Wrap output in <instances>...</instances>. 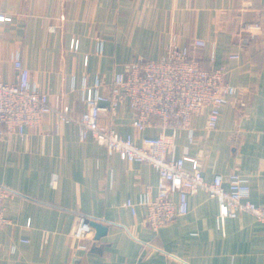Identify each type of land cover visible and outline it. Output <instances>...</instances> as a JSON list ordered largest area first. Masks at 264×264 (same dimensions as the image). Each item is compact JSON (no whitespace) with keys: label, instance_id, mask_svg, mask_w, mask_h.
I'll return each mask as SVG.
<instances>
[{"label":"crops","instance_id":"0c3cea01","mask_svg":"<svg viewBox=\"0 0 264 264\" xmlns=\"http://www.w3.org/2000/svg\"><path fill=\"white\" fill-rule=\"evenodd\" d=\"M0 13L11 18L0 22L2 79L14 81L9 55L19 49L40 91L52 104L60 95L71 115L84 108L82 74L98 75L107 91L113 74L134 60L163 57L172 33L189 47L193 39L203 40L194 57L207 69L223 68L235 94L221 108L215 129L207 128L202 109L191 118V142L185 130H177L175 156L198 154L207 181L233 172L246 176L250 200L264 203V0H0ZM245 21L257 22L262 34L251 39L241 32ZM73 39L75 51L69 48ZM97 39L104 41L100 55ZM233 54L239 58L230 59ZM56 117L45 115L23 138L0 140V185L14 192L5 202L0 264H264V224L240 213L218 229L217 200L203 192L189 195L185 215L150 229L146 208L137 206L133 215L124 202L136 203L146 186L154 196L156 171L108 154L91 139L80 142L73 123L56 130ZM132 117L124 103L113 129L136 143L158 133L138 132ZM184 169L192 170L191 163ZM79 214L107 227L99 239L93 228L88 251L76 250L71 237Z\"/></svg>","mask_w":264,"mask_h":264},{"label":"built area","instance_id":"2783aa9c","mask_svg":"<svg viewBox=\"0 0 264 264\" xmlns=\"http://www.w3.org/2000/svg\"><path fill=\"white\" fill-rule=\"evenodd\" d=\"M11 18L0 13V22ZM241 32L254 39L262 34L257 22L242 24ZM205 42L193 39L192 46L181 45L178 35H169V42L163 57L157 60L138 58L125 72H115L106 85L98 75L89 79L82 74L79 78V98L83 110L71 115L61 106L58 95L54 104L41 92L32 80L19 49L13 50L9 59L15 71L14 81L5 82L0 74V140L11 135L20 138L26 130L37 127L43 117L56 113L55 129L60 124L73 123L77 127L80 142L91 139L105 149L108 154H117L120 159L132 163L149 165L157 173L155 195L146 186L136 203L130 199L124 206L134 215L137 206L147 212L144 223L153 231L170 224L188 211V197L203 192L215 198L218 204L216 225L220 229L224 219L236 218L240 213H248L264 224V203L255 204L250 200L249 179L238 173L226 177L216 175L211 181L204 179L198 168L199 155L193 157L175 156L177 130L187 133L189 142L193 139L192 116L207 109V128H216L221 108L235 94V88L228 83L223 68H205L194 57V49L204 47ZM104 41H95V52L103 53ZM70 50H77L78 41L72 40ZM238 59V54L229 56ZM87 61V57H85ZM69 89L75 90V76L69 77ZM126 103L133 114L131 126L138 132L156 128L155 136L144 137L136 143L132 136H122L113 129L118 110ZM107 119L108 123L104 120ZM188 161L192 170L184 169ZM226 181V186H224ZM14 192L0 185V230L8 223L5 217V202ZM90 219L79 214L72 232L75 249L88 251L93 241L94 229ZM66 237L61 238L64 246ZM23 243L27 241L22 240Z\"/></svg>","mask_w":264,"mask_h":264},{"label":"water","instance_id":"95a60500","mask_svg":"<svg viewBox=\"0 0 264 264\" xmlns=\"http://www.w3.org/2000/svg\"><path fill=\"white\" fill-rule=\"evenodd\" d=\"M90 225L96 230L95 239H99L106 234L107 227L97 221H90Z\"/></svg>","mask_w":264,"mask_h":264}]
</instances>
